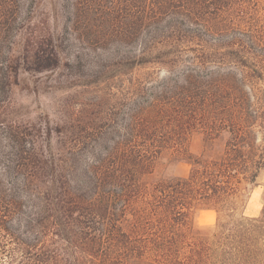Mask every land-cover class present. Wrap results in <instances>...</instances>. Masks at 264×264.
I'll return each mask as SVG.
<instances>
[{
  "label": "trees",
  "instance_id": "trees-1",
  "mask_svg": "<svg viewBox=\"0 0 264 264\" xmlns=\"http://www.w3.org/2000/svg\"><path fill=\"white\" fill-rule=\"evenodd\" d=\"M37 1L0 0V145L11 149L0 152L1 264H264V205L244 213L264 173V0H74L85 29L128 43L142 37L117 69H170L189 31L182 25L191 14L205 20V82L185 80L136 105L108 144L116 112L90 121L100 141L84 162L74 151L89 143L88 122L65 128V154H42L30 126L8 120L19 70L59 61L49 32L13 53ZM202 129L206 150L191 154L187 136ZM164 159L183 160L189 171L163 174ZM199 209L214 210L215 222L197 225Z\"/></svg>",
  "mask_w": 264,
  "mask_h": 264
},
{
  "label": "rangeland",
  "instance_id": "rangeland-1",
  "mask_svg": "<svg viewBox=\"0 0 264 264\" xmlns=\"http://www.w3.org/2000/svg\"><path fill=\"white\" fill-rule=\"evenodd\" d=\"M72 2L74 0H38L29 11L26 28L18 33L12 47L15 55H21L29 37L49 32L54 38L59 58L56 66L41 72L21 68L18 83L12 86L6 103L8 120L11 118L23 124L22 129L30 126L26 130L32 133L36 151L65 154V128L71 127L78 132L81 124L88 122L89 126L90 121L96 124L99 116L108 117L114 110L115 127L111 128L112 133L110 130L104 135L108 144L109 137L118 138L124 134L128 114L136 105L146 104L155 96H168L181 89L185 80L191 84H198V80L205 82V20L196 14L190 15L191 22L182 25L189 31L178 40L180 52L170 69L160 64L136 66L131 70L126 67L117 69L115 63L126 56L128 50L137 52L142 37L128 43L120 41L115 32H108L107 36L96 26L85 29L75 15ZM22 7L25 10L27 2ZM137 87L143 88V91L138 92ZM94 131L89 126V143L74 151L83 158L82 162L93 154L94 144L99 140L92 139L96 136ZM206 137L203 129L189 133L188 151L202 154L208 145ZM224 137L222 134L216 139L212 154L221 150ZM10 150L7 142L2 140L1 154H11ZM160 167L163 174L182 176L187 174L190 165L183 160L164 159ZM258 182L244 210L248 216L257 215L264 205V173L259 176ZM215 219L216 212L212 209H199L194 215V221L199 226L212 225Z\"/></svg>",
  "mask_w": 264,
  "mask_h": 264
}]
</instances>
